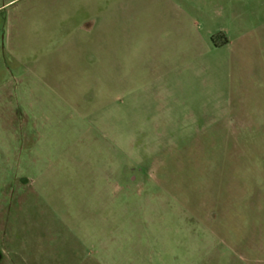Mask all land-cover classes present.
<instances>
[{"label": "rangeland", "instance_id": "374dc122", "mask_svg": "<svg viewBox=\"0 0 264 264\" xmlns=\"http://www.w3.org/2000/svg\"><path fill=\"white\" fill-rule=\"evenodd\" d=\"M0 264H264V0H0Z\"/></svg>", "mask_w": 264, "mask_h": 264}, {"label": "flooded vegetation", "instance_id": "af4514ba", "mask_svg": "<svg viewBox=\"0 0 264 264\" xmlns=\"http://www.w3.org/2000/svg\"><path fill=\"white\" fill-rule=\"evenodd\" d=\"M130 178V179H129ZM128 178V180L130 181V182H132L134 179H135V177L131 174L130 175V177Z\"/></svg>", "mask_w": 264, "mask_h": 264}]
</instances>
